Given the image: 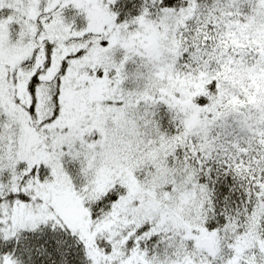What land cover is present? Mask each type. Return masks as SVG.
<instances>
[{"label": "snow or ice", "instance_id": "1", "mask_svg": "<svg viewBox=\"0 0 264 264\" xmlns=\"http://www.w3.org/2000/svg\"><path fill=\"white\" fill-rule=\"evenodd\" d=\"M0 264H264V0H0Z\"/></svg>", "mask_w": 264, "mask_h": 264}]
</instances>
